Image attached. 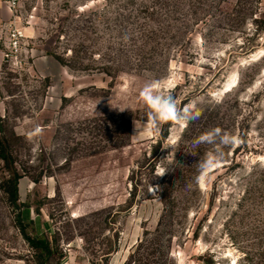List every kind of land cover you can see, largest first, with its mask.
Instances as JSON below:
<instances>
[{
    "label": "rangeland",
    "instance_id": "374dc122",
    "mask_svg": "<svg viewBox=\"0 0 264 264\" xmlns=\"http://www.w3.org/2000/svg\"><path fill=\"white\" fill-rule=\"evenodd\" d=\"M0 118V264H264V0H0Z\"/></svg>",
    "mask_w": 264,
    "mask_h": 264
},
{
    "label": "trees",
    "instance_id": "16d2710c",
    "mask_svg": "<svg viewBox=\"0 0 264 264\" xmlns=\"http://www.w3.org/2000/svg\"><path fill=\"white\" fill-rule=\"evenodd\" d=\"M54 56L61 64L67 65L64 58L58 55H54ZM9 155L10 154L8 152L7 144L5 143V141H3L0 138V157L2 159H8ZM21 177L22 175H20L18 172L15 171L8 180V182L11 185L9 192V199L13 209L15 210V219H14L15 225L17 226L20 234L22 235L24 240L29 244V246H31L35 250H39L42 255L51 256L56 248L54 247V243L52 242V240L44 233L39 234L37 232L34 219H26L22 214L21 208L23 205H28V206H32V205L24 204L20 201L19 181Z\"/></svg>",
    "mask_w": 264,
    "mask_h": 264
},
{
    "label": "clouds",
    "instance_id": "9594fccd",
    "mask_svg": "<svg viewBox=\"0 0 264 264\" xmlns=\"http://www.w3.org/2000/svg\"><path fill=\"white\" fill-rule=\"evenodd\" d=\"M154 99H156L154 97ZM176 101L173 100L172 102H165L163 105V108L161 110V116L162 118H172L174 114H178V109L176 107ZM184 114H189L190 109L185 107L183 109ZM201 115V112L199 110H194L191 114V119H198ZM235 142V137L232 136L230 133L223 131L219 127L210 129L204 133H202L199 137L196 138V144H202L206 143L209 145H227ZM216 151H219V148L216 149ZM216 157L214 154H208L205 161V166H208V163L214 160ZM158 176H163L164 173L161 171L157 172ZM149 192H154V188L151 187L149 189Z\"/></svg>",
    "mask_w": 264,
    "mask_h": 264
},
{
    "label": "built area",
    "instance_id": "2783aa9c",
    "mask_svg": "<svg viewBox=\"0 0 264 264\" xmlns=\"http://www.w3.org/2000/svg\"><path fill=\"white\" fill-rule=\"evenodd\" d=\"M20 3V0H6V4L8 7L13 10L15 9ZM24 30L20 28H14L10 33V40H9V51L6 52L7 58H18L22 52V45L24 40Z\"/></svg>",
    "mask_w": 264,
    "mask_h": 264
},
{
    "label": "bare ground",
    "instance_id": "6f19581e",
    "mask_svg": "<svg viewBox=\"0 0 264 264\" xmlns=\"http://www.w3.org/2000/svg\"><path fill=\"white\" fill-rule=\"evenodd\" d=\"M236 81V80H235ZM236 82H234L233 80L229 81L227 84V88H229L230 90H232L237 84H235Z\"/></svg>",
    "mask_w": 264,
    "mask_h": 264
},
{
    "label": "crops",
    "instance_id": "0c3cea01",
    "mask_svg": "<svg viewBox=\"0 0 264 264\" xmlns=\"http://www.w3.org/2000/svg\"><path fill=\"white\" fill-rule=\"evenodd\" d=\"M47 59H48V57H47ZM52 62L50 61V64H51ZM56 63V62H55ZM54 63V65L53 66H55V67H57V63L55 64ZM60 70H61V73L62 74H65V69L60 65Z\"/></svg>",
    "mask_w": 264,
    "mask_h": 264
},
{
    "label": "water",
    "instance_id": "95a60500",
    "mask_svg": "<svg viewBox=\"0 0 264 264\" xmlns=\"http://www.w3.org/2000/svg\"><path fill=\"white\" fill-rule=\"evenodd\" d=\"M228 86H224V90H227L228 88H227ZM228 91V90H227Z\"/></svg>",
    "mask_w": 264,
    "mask_h": 264
}]
</instances>
